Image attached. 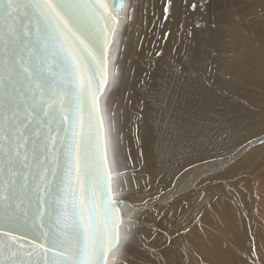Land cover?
I'll return each instance as SVG.
<instances>
[{
    "label": "bare ground",
    "instance_id": "1",
    "mask_svg": "<svg viewBox=\"0 0 264 264\" xmlns=\"http://www.w3.org/2000/svg\"><path fill=\"white\" fill-rule=\"evenodd\" d=\"M243 2L235 12L223 0L202 10L174 0L165 20V0H125L101 99L105 124H114L112 139L126 165L119 171L128 183L117 196L124 223L133 212L138 218L127 261L117 264H249L248 251L259 246L264 207L253 206L263 210L253 217L251 196L258 200L264 193V170H254L264 164V0ZM221 17L225 25L216 41L210 31L201 37L195 25ZM241 50L246 59L229 55ZM174 67H182L183 75ZM209 68L225 71L230 94L239 101L201 110L196 80ZM202 113L207 125H215L203 135L196 131L201 119L206 125ZM257 182L261 191L254 188ZM197 211L200 220L194 219ZM182 225L191 231L165 247L163 232L172 239Z\"/></svg>",
    "mask_w": 264,
    "mask_h": 264
},
{
    "label": "snow or ice",
    "instance_id": "2",
    "mask_svg": "<svg viewBox=\"0 0 264 264\" xmlns=\"http://www.w3.org/2000/svg\"><path fill=\"white\" fill-rule=\"evenodd\" d=\"M183 2L202 10L207 0ZM174 7L165 0V20ZM124 8L125 0H0V264L127 261L138 218L125 224L117 208L126 165L99 100ZM181 229L172 239L163 232L165 247L191 231Z\"/></svg>",
    "mask_w": 264,
    "mask_h": 264
},
{
    "label": "rangeland",
    "instance_id": "3",
    "mask_svg": "<svg viewBox=\"0 0 264 264\" xmlns=\"http://www.w3.org/2000/svg\"><path fill=\"white\" fill-rule=\"evenodd\" d=\"M212 0H207L206 3H211ZM225 4L228 5V7H232L233 11H238L245 2H243V0H223ZM201 0H197V3H200ZM224 17H221V19L216 18L214 23L213 22H206V21H200L201 24V37H205L204 31H210L212 32V43H214L213 38L216 39L220 36V34L223 31L224 28V23H225V19H223ZM204 20V19H203ZM215 24L216 27L213 28L212 25ZM154 36V35H152ZM155 39H153L154 41ZM205 50L203 49L202 52H204ZM207 53V51H206ZM209 58L211 60L215 59V56H213L212 54H209ZM215 64V60L211 61L208 63V65H214ZM225 71H219L217 68H212L211 71H208V69H202L200 74L197 75V87L198 88V93H197V103L200 104L201 106V110L203 112L206 111L207 108H209L210 106H212L213 103L215 102H219L222 104H231L233 100L236 99V101H239V96L236 95H231L230 91H231V86L229 85L230 80L226 79L227 76H225ZM185 85H187L186 83H184ZM186 90L188 91V87H186ZM230 106V105H229ZM203 114V113H202ZM204 115V114H203ZM205 117V115H204ZM206 120V117H205ZM215 125L211 124V125H207V120H206V125L204 124L203 120L201 119L199 121V123L197 124L196 127V131L197 133L203 135V132L210 129V127H212V130L215 128ZM263 168V169H262ZM254 170H259L258 172H262L264 170V164L261 165V168L254 169ZM255 175V174H254ZM253 175V176H254ZM262 184L254 183V188L255 190L258 189L259 191H261L260 187ZM258 186V187H257ZM252 188V186H251ZM253 194H255V191H252ZM256 196V195H255ZM260 197H257L258 200H256L254 197L251 196V205L253 208L252 211V215H254L253 217H257L256 214L259 211L260 214H262L263 210L261 211L260 209L258 211L254 210L253 206H257V208H259V206H261L262 208L264 207V193L259 195ZM263 196V197H261ZM255 202H252L253 200ZM263 200V201H262ZM260 201V202H258ZM254 204V205H253ZM264 216V214H263ZM252 227V226H251ZM264 228V227H263ZM252 229L255 230L254 227H252ZM255 233V231H254ZM260 236V235H259ZM260 243L257 249H252L249 250L247 255L251 256L249 257V260L253 263L255 262L256 264H264V230L263 233L261 234L260 238H257ZM259 247H261V249H259ZM257 256V258H253ZM248 261V262H250ZM249 264H252V263Z\"/></svg>",
    "mask_w": 264,
    "mask_h": 264
},
{
    "label": "water",
    "instance_id": "4",
    "mask_svg": "<svg viewBox=\"0 0 264 264\" xmlns=\"http://www.w3.org/2000/svg\"><path fill=\"white\" fill-rule=\"evenodd\" d=\"M119 2H120V0H110V3H113V4H115L116 6H119ZM121 12H122V11H121ZM120 15H121V14H120ZM110 52H111V48L108 50V68H109L108 82H109V78H110V63H111V61H110ZM107 85H108V84H107ZM105 89H106V87L103 89L102 94L99 95L100 108H101V99H102V97H103V94H104V92H105ZM101 115H103V113H102V109H101ZM116 199H118V197H116ZM118 200H119V199H118ZM122 204H123V203H122ZM122 204H118V205H117V208L119 209L120 214L122 215V217H123V219H124V216H123V210H122ZM49 255H51V253H49Z\"/></svg>",
    "mask_w": 264,
    "mask_h": 264
}]
</instances>
